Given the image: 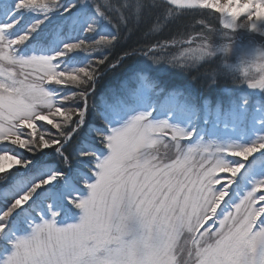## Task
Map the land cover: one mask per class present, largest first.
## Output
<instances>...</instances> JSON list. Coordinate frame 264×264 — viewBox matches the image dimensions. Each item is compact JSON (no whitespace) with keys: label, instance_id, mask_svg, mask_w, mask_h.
<instances>
[{"label":"snow or ice","instance_id":"1","mask_svg":"<svg viewBox=\"0 0 264 264\" xmlns=\"http://www.w3.org/2000/svg\"><path fill=\"white\" fill-rule=\"evenodd\" d=\"M77 2L84 9L91 2L96 13L85 34L97 33L98 19L112 23L113 13L124 24L128 23L125 13L141 21L150 7L145 0H124L119 8L112 0ZM164 3L176 6L175 0ZM196 6L216 13L209 5ZM75 7L76 3L65 7L61 0H14L11 14L33 10L47 19L61 8L70 12ZM225 22L230 29H247L264 38V16L258 19L250 11ZM18 23L19 19L0 24V146H5L0 148V180L7 179L5 174L13 168H27L32 163L14 155L8 145L28 151L56 148L64 162L70 163L63 145L86 123L89 97L102 70L115 67L122 59L110 60L104 54L105 50L111 54L123 39L119 27L115 34L99 32L91 40L65 43L62 50L51 55L25 56L17 46L28 41L44 20H36L27 31L12 38L9 31ZM185 43V54L180 57L163 55L169 44L159 41L155 46L149 44L145 54L154 63L181 66L214 56L215 49L206 37L194 36ZM78 50L100 55L83 67H62L60 58ZM129 54L125 51L122 55ZM256 54L264 60V49ZM243 74L249 87L264 90V64L246 67ZM50 85L71 86L78 91L61 96ZM68 102L73 106H63ZM78 102L83 106L76 107ZM124 103L117 100L110 106L112 117L102 120L103 129H92L100 150L79 153L93 159L95 176L84 181L87 195L69 198L82 212L79 221L61 227L59 211L52 205L36 207L37 194L63 173L53 172L36 180L0 208V240L14 248L0 264H264V180L227 211L221 208L227 192L220 187L226 179L220 174L235 177L243 167L233 165L227 157L247 160L264 151V138L249 145L197 143L185 148L181 140H190L193 133L166 120L153 121L149 112L140 111L124 119ZM41 122L55 132L42 130ZM169 134L175 155H161L158 145L164 144ZM34 211H39L41 222L31 218ZM45 211L48 218H43ZM25 225L29 234L17 235Z\"/></svg>","mask_w":264,"mask_h":264},{"label":"rangeland","instance_id":"2","mask_svg":"<svg viewBox=\"0 0 264 264\" xmlns=\"http://www.w3.org/2000/svg\"><path fill=\"white\" fill-rule=\"evenodd\" d=\"M112 3L115 4L117 8H119L120 5L124 3V0H112ZM145 3L150 5V7H155V5L158 6L160 4L165 5L166 9L168 10L167 12H169L166 18L171 17L170 11L173 10H175L176 12L193 11V13L198 10L205 11L206 15L204 17L198 16L200 19L199 25L204 29L201 33L193 34L185 40H181L183 39L182 37L170 38L169 36L171 35L165 38L163 37V35L162 37L157 35L153 37L151 36L147 39L145 37V39L150 40L153 43V46L156 45L157 41H159L161 44L168 43L169 47L164 51L163 55L167 56L168 58H172L180 57L185 54L183 52V49L187 47L185 41L192 40L194 36L206 37L207 42H210L211 46L215 49L214 56H211L204 60L210 65V67L208 68L209 74L207 76V79H210V81L215 79L216 81V78L218 76H221L223 78L232 77V81L234 82V84L227 86L223 85V87H216L215 83L214 86L216 90H213L212 94L215 93L217 100L211 101L209 97L205 96L204 100L197 101L199 96L195 94V96L192 97L191 95L193 94H191L190 91H187L188 89H192V84L190 83H188V86L182 85L181 89L176 90L175 87V90H167L166 92H162L158 91V89L154 90L156 87L153 88V84L148 80H142L140 81L141 83L138 85V88L135 90V92L132 93L133 95L129 97L130 102L128 104H124L122 107L123 118L127 119L129 115L135 114L140 111L149 112L151 113V119L153 121L166 120L170 125L176 128L183 129L186 132H191L193 133V136L190 140H181V144L185 148L187 146H194L197 143H204L209 145H249L264 138V90H260L258 88L248 89L247 86L249 85L246 82L245 76L243 74V69L246 67L255 64H264V60H262L261 57L256 54V51L258 49H264V38L261 37L260 33H253L254 35H249L247 29H230L225 22L226 16L223 15L219 8L213 6L212 4L208 5L214 7L216 9V13H219V15L213 12H209L208 10H205L203 8L180 7L178 5L171 6L165 4L164 0H145ZM260 4L264 6V0H260ZM78 7L80 8L79 11L82 12L84 10L85 13H87V17L89 18V20L92 17L96 16L91 2H89L86 9L82 8L79 3ZM6 8L7 2H5L4 0H0V13L2 15ZM120 10L121 12H125L124 9ZM125 14L128 21L130 22L128 24H133V26L136 25L138 21L130 13ZM175 15L176 14H173V18L176 19L177 17H174ZM113 17H116V19L119 20L117 14L113 13ZM172 21L173 19L170 21L169 25L172 23ZM215 21H217L219 24L218 29L212 27V24ZM3 23H8V19L2 18L0 16V24ZM116 27L117 25L115 24V22L113 23V21L112 23H110L108 20L98 19L97 31L101 30V32L103 33H114L116 31ZM159 28L160 26L157 27V24H154L152 26V30L155 31H150L151 34L157 33V31L160 30ZM18 29V27H14L13 29H11L9 31V36L12 38L18 36ZM243 32L247 35V37L243 36ZM126 35L127 37L131 36L130 34ZM248 36H250L251 39H248ZM169 39H171L172 41ZM195 46L196 45L193 44V47ZM228 46H231L230 51L225 52L224 49ZM169 48H172L174 50L171 51L169 50ZM20 50L23 49L20 47ZM167 50L169 52H167ZM20 53L25 56L36 54L34 52L28 53L26 50L21 51ZM132 56H134V59H132L131 63H136V67L129 70V73L139 70L142 66L150 69L149 71L161 76H166V74L173 76L174 73L175 75H183L184 72H187L189 69H193L203 62L201 61L196 63L195 65L189 66L174 65L168 62L154 63L152 59H148V57L150 56L145 54V51L143 50H137V53ZM127 57L128 55L124 56L123 59H126ZM128 72L126 76L127 83L131 79V76L128 74ZM137 73L139 72H136L135 74ZM213 73L215 74L214 76ZM181 75L180 77H182ZM152 81L154 82V80ZM50 87L60 93L59 86L50 85ZM124 91L127 92L128 89ZM192 91L193 93H196V91ZM65 93V89L61 88L60 95L65 96ZM68 94L70 93H67V95ZM128 105L135 106V111L133 113H128ZM106 111L107 110L103 112ZM41 125L46 124L41 122ZM49 127L51 126L49 125ZM86 135H88L89 138H96V135L94 133H86ZM69 144L70 143L68 141L63 145L64 151L67 155L71 154L75 156L76 151H74L73 148H70ZM165 144L167 145V147L164 146ZM158 147L161 155H164L165 153L167 154V156L175 155V148L172 146V143L170 141V134L164 139V144L158 145ZM7 148L11 150L14 155L19 156L22 160L29 161V154L26 149H17L16 146L12 145H8ZM46 150L48 151V159L54 156L58 158L62 157L61 153L58 152L56 148H49ZM77 157L81 159H89V157L84 156ZM227 158L233 165H244L245 169L241 173V175L237 174L235 176V180L234 177H232L230 174H220L226 177L224 183L220 186L222 190H226V192L231 191L232 185L236 183V190L234 191V195H231L232 198L229 199L230 206L228 205V209L226 210L223 209L224 207H221L224 211L230 210L231 206L238 203L247 194L248 191L253 189L258 181L264 180V151L257 152L247 160L235 156H228ZM90 160L89 161L91 162V165L89 163V169H84L86 171H77L73 173V175H71L70 171L72 169L67 163L64 167L68 169V173L61 172L63 173V176L58 177L55 182L47 185L43 190V198L48 195L51 196L52 193V202L65 205L67 207V210L69 211V214L67 216L58 219L59 215L63 216L64 214H67L65 212L59 211L60 213L57 216L58 226L63 227L68 223H76L79 221V218L82 215L81 210L75 208L69 202V198L75 195H87L88 190L84 185V181H91L95 179V176L92 172L93 159L90 158ZM42 161H44V159ZM86 161L87 160H84V162ZM53 165L55 166L54 163ZM75 165L77 166L76 163ZM61 167L62 166L60 165L57 169L56 166L54 168L50 163L47 162L41 163L40 161H32V163L29 164L27 168H13L11 172L5 174L7 179L0 180V195L1 193L8 192L7 185L9 182H12L11 189L17 191L16 184L14 185L13 183L15 179H18L19 182L17 183L21 186L28 184L27 186L30 187V185L35 182L36 179H41L47 175H51L53 172H60L59 169ZM21 175H27V177L23 179ZM21 182L24 183L21 184ZM16 193L15 196L18 195H16ZM40 193L41 191L34 198L35 200ZM0 201H3V199H0ZM41 206L43 209H45L46 205L43 206V203H41ZM52 207L56 208L55 206ZM48 215L49 214L47 213V211H45L43 218H48ZM37 216L39 217L38 220ZM37 216L32 215L31 218L36 222H41L42 217H40L39 213ZM210 223L211 221H209V224ZM205 227H207V225H205ZM29 232L30 229H28L27 225H25L23 230L17 232V235L25 236L28 235ZM0 243L4 244L3 240H0ZM6 247L8 251L2 249L4 253H2V250L0 249V261H2L6 257V255H9L12 251H14V248L10 242H8V246ZM186 251L187 247L185 246V252Z\"/></svg>","mask_w":264,"mask_h":264},{"label":"trees","instance_id":"3","mask_svg":"<svg viewBox=\"0 0 264 264\" xmlns=\"http://www.w3.org/2000/svg\"><path fill=\"white\" fill-rule=\"evenodd\" d=\"M162 6L165 7V5L160 4ZM155 6V7H148L145 9L144 12V16L143 19L141 21H138L136 23V25L133 26V24H128L130 23L128 21L127 24H123L121 23L118 19H116V17H113V23L115 22V24L117 25V27H119L121 35L123 37V39L120 40L119 44L117 45V48L114 50H111V54H109V50H105V55H109V59L110 60H115L116 57L118 56H122L123 59V53L125 51L129 52L130 54L128 55V57L126 59H124L122 61V59L119 60V62L116 64L115 67H107L105 66V68L102 70L101 74L102 76H99L96 83H95V90L91 93L89 99L90 100H94L95 102H98L100 99L97 97L98 92H100L102 89L104 90L105 86H113L115 82L120 83L122 82L124 79H126L127 76V72L133 68L136 67V63H131L132 59H134V54L137 53V50H143L146 51L147 46L149 44L153 45V43L150 40H146L149 37H153V36H161L163 35V37H167L169 35L170 38L172 37H182L183 39L181 40H185L186 38H189L190 36H192L193 34H197V33H201L203 32V27H201L199 24L200 19L198 16L200 17H204L206 15L205 11H201L198 10L196 12L193 13V11H183V12H176L175 10L170 11L171 13V17L170 18H166L165 16V10L166 7H162V6ZM75 9V8H74ZM73 8L70 12H65V11H56L54 13H51L49 15V17L47 18L48 20L55 18V24L52 25V21H47V19H44V15L42 13H40L39 11H35V14H38L40 18H38L37 20H44V23H42L39 28L33 32L31 34V38L28 40L29 42H33L35 39L39 38V37H44L47 36L48 33H50V31L53 29V27L56 26V24H58L61 21V17L63 14L68 15L70 13H72ZM34 12V11H32ZM31 13V11H30ZM169 12H167L168 14ZM180 13V14H178ZM29 14V13H26ZM25 14V15H26ZM173 14H176L174 17H177L176 19L173 18ZM33 15L31 18V23L28 25V28H25L24 32L27 31L29 29V26L32 25L36 20L33 19ZM159 18V26H160V30L157 31V33L155 34H151L150 31H155V30H150L152 29V26L154 24H157V20ZM173 19L172 23L169 25L170 21ZM169 25V26H168ZM162 26V29H161ZM116 27V28H117ZM212 27L218 29L219 28V24L217 21H215L212 24ZM89 37L87 38L88 40L94 39V34L95 33H88ZM126 34H130V37H127ZM176 35V36H175ZM244 37H247L245 34H243ZM127 37V38H126ZM146 37V39H145ZM171 40V39H169ZM172 41V40H171ZM63 48V47H62ZM62 48H60V50H62ZM59 50V51H60ZM169 50H174L172 48H169ZM167 52H169L167 50ZM73 53V52H71ZM76 54L78 55H89L88 60L89 62L94 58V57H98L100 55L99 52L97 53H93V54H89V53H85L83 51H75ZM75 54V55H76ZM131 56V57H130ZM141 59V58H139ZM148 59H151L150 57H148ZM122 61V62H121ZM89 62H87L86 64H88ZM121 62V63H120ZM85 64V65H86ZM84 65V66H85ZM210 67V65L206 62L203 61L202 63H200L198 66L194 67L193 69H189L187 72H184L183 75H181L182 77H180V75H175V73L172 75H167V78H162L161 76H157V79L161 80V83H165L166 79H169L170 82H168L169 84H179L181 85L182 83H190L194 86V88L196 90H198V92L203 93V94H208L209 92H213V90L215 91V86L214 84L217 86H221L223 87V85L227 86V85H231L234 84V82L232 81L233 78L232 77H227V78H223L221 76H218L216 78L215 83H213L212 81H210V79H207V76L209 74L208 72V68ZM129 74V72H128ZM156 74V73H154ZM172 76V77H170ZM213 77V76H210ZM115 81V82H114ZM69 91L75 92L78 91V89L74 88V87H69ZM215 94V93H214ZM91 102V101H90ZM65 107H71L73 106V104L71 102L66 103L65 105H63ZM76 107H82V102H78L75 104ZM95 114V111H94ZM88 121H92L94 119V116L92 114V110H90L89 115L87 117ZM86 121V122H88ZM43 128L42 130L46 131V132H55V129H52V127H49V125H41ZM70 148H73L74 151H76L77 154H79L80 152H84L81 150H84L85 146L83 144V139L81 136L75 135V137L73 138V141L70 144ZM26 151L29 154V158L28 160H34L37 159L38 157H41L43 154H45L47 152V150H43V151H28L26 149ZM69 156L71 158H73L71 154H69Z\"/></svg>","mask_w":264,"mask_h":264},{"label":"bare ground","instance_id":"4","mask_svg":"<svg viewBox=\"0 0 264 264\" xmlns=\"http://www.w3.org/2000/svg\"><path fill=\"white\" fill-rule=\"evenodd\" d=\"M198 3H203L205 5L212 4L219 8L223 15L226 16L225 20H231L234 16L243 15L250 11L258 19L264 16V6L260 4V0H175V4L180 7L201 8L195 7ZM248 34L254 35L249 30ZM248 39H251V37L248 36ZM17 149H20V147H17Z\"/></svg>","mask_w":264,"mask_h":264},{"label":"clouds","instance_id":"5","mask_svg":"<svg viewBox=\"0 0 264 264\" xmlns=\"http://www.w3.org/2000/svg\"><path fill=\"white\" fill-rule=\"evenodd\" d=\"M247 17H242V19H246Z\"/></svg>","mask_w":264,"mask_h":264},{"label":"water","instance_id":"6","mask_svg":"<svg viewBox=\"0 0 264 264\" xmlns=\"http://www.w3.org/2000/svg\"><path fill=\"white\" fill-rule=\"evenodd\" d=\"M248 88H251V87L248 86Z\"/></svg>","mask_w":264,"mask_h":264}]
</instances>
